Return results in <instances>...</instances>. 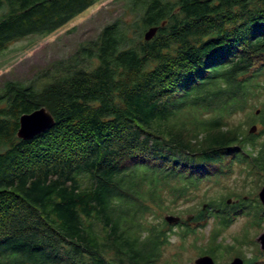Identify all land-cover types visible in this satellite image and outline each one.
<instances>
[{"label": "trees", "instance_id": "trees-1", "mask_svg": "<svg viewBox=\"0 0 264 264\" xmlns=\"http://www.w3.org/2000/svg\"><path fill=\"white\" fill-rule=\"evenodd\" d=\"M98 1L0 0V55ZM116 1L130 20L28 83L0 84V264H159L172 235L183 242L210 219L199 253L218 259L238 216L264 219L254 196L206 191L190 221L157 216L238 165L264 184V0ZM41 106L54 125L17 138L19 116Z\"/></svg>", "mask_w": 264, "mask_h": 264}, {"label": "rangeland", "instance_id": "rangeland-1", "mask_svg": "<svg viewBox=\"0 0 264 264\" xmlns=\"http://www.w3.org/2000/svg\"><path fill=\"white\" fill-rule=\"evenodd\" d=\"M119 17L130 20V15L122 10L120 2L116 0H100L59 29L44 37L31 35L13 41L0 55V84L6 80L28 83L30 80L45 73L57 61L67 59L74 54L80 44L93 39L103 26ZM43 79L45 81L47 78ZM241 119H243V116L238 114L233 116L230 122L234 123ZM245 174L246 171L241 170V166H235L231 175L222 177L217 182L202 187L198 195L194 196V199L176 202L169 206L168 211L160 213L158 210V215H156L159 219H163L168 214L177 215L183 219L191 216L192 219L193 211L197 210L201 205L202 201L198 196L203 191H206V197L204 198L214 199L219 198L220 195L232 192L236 195L229 197L230 202L235 201L238 194L241 196L245 195L246 198L248 195L252 198L253 196L258 198L257 193L264 184L257 188L256 185L251 184L253 177H245ZM255 205L256 203H254ZM212 227L213 221L210 219L197 235L188 236L183 242L176 235H172L169 245L163 250L159 264H163L164 260H169L173 257L172 254L178 255L176 260L179 264H194V260L199 255H202L199 251L202 248L201 246L204 247L206 244ZM261 232H264V219L258 226H253L249 223L247 216H238L219 237L221 242L232 245L233 250L218 259L215 258V264H226L234 256H241L244 259L264 256V252H262L264 250L260 249V242L257 240V236Z\"/></svg>", "mask_w": 264, "mask_h": 264}, {"label": "water", "instance_id": "water-1", "mask_svg": "<svg viewBox=\"0 0 264 264\" xmlns=\"http://www.w3.org/2000/svg\"><path fill=\"white\" fill-rule=\"evenodd\" d=\"M157 27L152 26L144 32V39L150 40L156 33ZM54 125V117L50 111L45 107L41 106L34 109L31 112L23 113L19 116V126L16 131V137L22 140L32 139L35 135H38L45 130L51 128ZM257 125L254 123L250 126L249 132H255ZM258 199L261 204H264V185L260 188L257 193ZM230 203V199H228ZM204 207V205H203ZM164 221L167 223H174L180 219V216L168 214L164 216ZM186 220H191V216L186 217ZM257 240L260 242L261 248L264 249V232H261L257 236ZM194 264H215V259L209 254L199 255L195 260ZM226 264H245L244 259L241 256H234Z\"/></svg>", "mask_w": 264, "mask_h": 264}, {"label": "flooded vegetation", "instance_id": "flooded-vegetation-1", "mask_svg": "<svg viewBox=\"0 0 264 264\" xmlns=\"http://www.w3.org/2000/svg\"><path fill=\"white\" fill-rule=\"evenodd\" d=\"M259 246H260V249H261V250H264V249L261 248V245H259ZM263 252H264V251H263ZM242 258H243V257H242ZM243 259H244V258H243ZM246 262H247V259H244V263H246Z\"/></svg>", "mask_w": 264, "mask_h": 264}]
</instances>
